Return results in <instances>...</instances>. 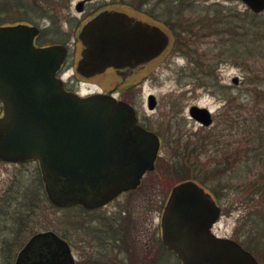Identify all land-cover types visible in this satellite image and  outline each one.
<instances>
[{
  "label": "water",
  "instance_id": "1",
  "mask_svg": "<svg viewBox=\"0 0 264 264\" xmlns=\"http://www.w3.org/2000/svg\"><path fill=\"white\" fill-rule=\"evenodd\" d=\"M240 1L255 13L264 10V0ZM36 31L24 23L0 26V84L12 87L1 96L0 158L37 160L47 196L58 206H93L134 188L142 173L153 169L158 138L138 125L128 103L104 93L80 97L66 91L55 76L66 49L56 44L35 47ZM78 37L85 46L78 65L83 74L146 62L168 43L160 27L118 10L97 13ZM231 81L237 84L238 76ZM155 103L150 94L148 107ZM189 114L205 126L212 122L206 107L192 105ZM219 213L202 186L193 180L179 182L162 211V241L181 264H260L237 242L211 231ZM73 263L68 244L46 231L30 238L14 264Z\"/></svg>",
  "mask_w": 264,
  "mask_h": 264
},
{
  "label": "rangeland",
  "instance_id": "2",
  "mask_svg": "<svg viewBox=\"0 0 264 264\" xmlns=\"http://www.w3.org/2000/svg\"><path fill=\"white\" fill-rule=\"evenodd\" d=\"M77 1L0 0V20L11 14L12 18H27L28 22L37 23L43 28L47 27V31H56L61 28L79 29L82 15L77 14L75 10ZM190 3H194L192 7L194 11L187 10ZM213 3H218L224 8L225 11H221L222 15L229 13V9L233 12H243L247 9L240 1L231 0H191V2L183 0L179 8H185L187 18L198 21L207 14V5ZM161 4L158 0H91L87 8L93 11L115 9L143 17L145 21L159 25L170 36V42L165 50L153 63L144 66L136 73L137 76H145L144 80L134 84L121 83L123 87L131 86L128 98L137 109L144 111L154 127L159 130L167 129L172 133V145L161 147L160 155L162 160L173 167L179 165L182 169L178 173L174 168L165 170L158 177L159 185L155 187L161 189V204L176 181L189 176L197 177L214 194L221 206L220 217L213 226L215 233L233 238L236 233L237 219L242 215L244 217L243 240L248 245L253 237L252 219L257 215L261 218V228L256 235L260 237L258 241H264V201L260 196L251 197L248 185L263 170L259 169L261 168L259 166L253 167L251 171L245 170L246 152H244L245 146H242V137L248 133L241 131L240 127L242 121H252L256 118L250 112L255 114L260 110L264 112L261 91L264 85L256 86L250 109H247V106L239 107L242 103L247 105V101L252 98L251 85L248 82L253 81L252 84L255 85L257 78L259 80L264 77V41L261 43L262 52L253 57L254 61L246 64L218 57L220 41L218 36L205 37L204 31H202L203 36H200L201 33L199 36H186L183 45L181 41L180 44L177 41L173 42L170 30L162 23L166 18L164 12L159 9ZM9 6H11L10 9H8ZM22 11L24 16L19 17ZM260 17L264 21V11ZM52 36L55 39L59 38L56 33ZM74 37H76V31ZM247 64L253 65L252 68L257 71L252 74L251 79L248 75L249 67L245 66ZM209 72L210 75H208ZM234 76L239 77L237 85L231 82ZM116 80L117 77L113 73L106 72L92 78L91 81L95 85L91 86L93 88L108 87ZM222 86L231 96L232 103L226 102L224 95L221 94ZM149 94H153L156 99L153 110L147 107ZM192 105L207 107L211 111L213 123L210 127H200L190 117L189 108ZM231 112L233 113L229 118L230 122L226 124L227 115ZM212 141H217V145H214ZM225 157L228 158L227 162ZM33 171L31 165L18 168L0 164L1 194L9 190L18 196L23 190L31 191L32 195L27 194V198L31 197L34 203L36 201L35 208L32 210L33 229L44 224L57 226L60 217H63L66 225L72 227L75 217L73 210L57 212L47 200L39 199L40 180ZM17 201L18 199L16 203ZM69 237L72 248H75L73 235L70 234ZM0 245V264H13L15 255L12 252L14 248L16 251L19 249L21 242ZM158 264H180V262L172 254L162 251Z\"/></svg>",
  "mask_w": 264,
  "mask_h": 264
},
{
  "label": "flooded vegetation",
  "instance_id": "3",
  "mask_svg": "<svg viewBox=\"0 0 264 264\" xmlns=\"http://www.w3.org/2000/svg\"><path fill=\"white\" fill-rule=\"evenodd\" d=\"M90 2L91 0H84L81 4L82 10L77 12V14L82 15L81 25L99 11L87 10ZM129 15L135 19L145 21L143 17ZM29 23L38 28V31L33 35L35 47L43 48L52 44H60L65 47L66 53L56 71V76L61 80L66 91L80 96L105 93L112 95L117 100L127 102L134 109L137 123L158 138V150L154 160V169L144 171L134 188L123 189L111 198L93 206L75 204L70 207H56L52 205L57 212L73 210L75 217L72 227L66 225L63 217H60L57 226L44 224L33 229L32 210L35 205L33 208L31 205L32 198H27V194H30L31 191L23 190L18 196L12 194L9 190H5L6 193L4 194L0 192V244L7 245L21 242L22 245L19 249L16 251V248H14L12 252L15 255L14 258H16L18 252L32 235L37 232L53 231L69 244L74 257V264H158L162 251L176 257L162 241L160 220L165 201L161 204V189L155 187L159 185L157 180L162 171H169L173 168L176 171L182 169L179 165L173 167L162 160L160 155L161 147L172 145V133L170 130H159L154 127L144 111L137 109L135 104L128 98L131 86L123 87L121 85L125 82L134 84L144 80L145 76H137L136 73L144 66L153 63L164 50L145 63L124 67L108 66L102 72L83 74L78 71V65L85 49V46L77 38L80 27L79 29L61 28L56 31H47V27L43 28L34 22ZM72 30L76 31V37H74L75 31ZM134 30L139 31L141 29ZM53 33L59 35V38L55 39L52 36ZM4 71H6L5 68ZM106 72L113 73L117 80L108 87L97 86L93 88L91 85H95V83L91 79ZM127 79L129 81H125ZM11 90V86L0 84V117L3 115L4 110V102L1 96H4L8 91L11 93ZM196 123L198 126L203 127L198 122ZM0 164L13 165L18 168L31 165L33 166L34 175L36 174L41 181L40 168L36 160L9 162L0 159ZM38 193L40 200H47L42 181L39 184ZM260 219V216L257 215L253 217V237L250 244L247 245L243 240L244 217L240 215L237 219L236 233L233 240L253 254L261 264H264V241H258L260 237L256 235V232L261 228ZM70 234L73 235L75 248H72L69 242Z\"/></svg>",
  "mask_w": 264,
  "mask_h": 264
},
{
  "label": "trees",
  "instance_id": "4",
  "mask_svg": "<svg viewBox=\"0 0 264 264\" xmlns=\"http://www.w3.org/2000/svg\"><path fill=\"white\" fill-rule=\"evenodd\" d=\"M161 1L160 10L164 12L165 20L163 19L162 23L170 30L172 35L173 42L177 41V43L184 44L186 40V36H203L211 37L218 36L219 38V52L217 53L218 57H224L227 59H233L234 62H240L242 64L249 63L254 61L255 56L260 54L261 51V43L264 41V21L261 18V13H253L248 9L243 12H233L232 10L229 13H225L222 15V10L224 8L220 6L218 3L208 4L206 7L207 14H205L202 18L198 19V21H192L187 18L185 8H179V5H182L183 0H158ZM191 2V0H189ZM194 3H190L187 10L194 11L192 8ZM11 6L8 7L10 9ZM225 11V10H224ZM17 14V13H16ZM23 11L19 14L20 17H23ZM12 21L11 14L1 18L0 21ZM3 23V22H0ZM207 30V31H205ZM204 31V34L202 33ZM263 58V57H262ZM245 66L249 67L248 75L253 78V75L257 71L252 68L253 65L247 64ZM264 73V71H263ZM211 73L209 72L208 75ZM264 76V74H263ZM248 77V79H249ZM253 81H249L248 84L251 85L250 94L252 96L251 99L247 101V105L240 104L239 107L250 109L252 107L253 96L255 95L256 86L264 85V77L260 78L257 83L252 84ZM255 86V87H254ZM220 90L221 94L224 95V99L226 102H231V96L222 86ZM263 93L264 99V86L261 89ZM264 108V103H263ZM230 115H227L226 124L230 122ZM250 114H254L255 119L244 120L240 124L241 131L247 132L248 134L242 137V146L244 145V152L246 154L245 157V170L249 169L251 171L253 167H261L263 171L258 174V177L250 182L249 195L252 196H260L264 201V112L258 111L250 112ZM214 145H217V141H212ZM226 162L228 160L225 157ZM243 165V166H244ZM246 184V186L248 187Z\"/></svg>",
  "mask_w": 264,
  "mask_h": 264
}]
</instances>
